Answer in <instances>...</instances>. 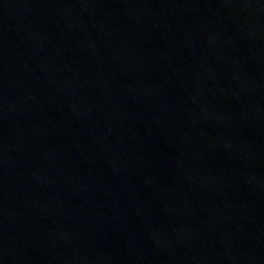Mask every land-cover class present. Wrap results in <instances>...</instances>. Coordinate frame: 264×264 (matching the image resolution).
<instances>
[{
  "label": "water",
  "instance_id": "obj_1",
  "mask_svg": "<svg viewBox=\"0 0 264 264\" xmlns=\"http://www.w3.org/2000/svg\"><path fill=\"white\" fill-rule=\"evenodd\" d=\"M175 264H264V0H22Z\"/></svg>",
  "mask_w": 264,
  "mask_h": 264
}]
</instances>
